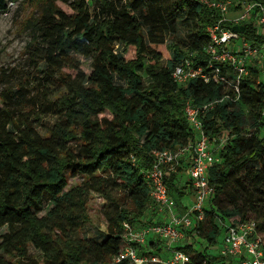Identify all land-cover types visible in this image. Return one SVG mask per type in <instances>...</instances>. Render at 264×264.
Instances as JSON below:
<instances>
[{
    "label": "trees",
    "instance_id": "16d2710c",
    "mask_svg": "<svg viewBox=\"0 0 264 264\" xmlns=\"http://www.w3.org/2000/svg\"><path fill=\"white\" fill-rule=\"evenodd\" d=\"M15 1L0 0V12ZM24 1L30 4L21 23L30 35L24 55L39 88L27 94L19 82L0 91V264H96L120 249L122 222L141 218L152 201L142 172L154 161L151 151L192 139L183 101L204 105L229 91L200 77L180 86L171 76L185 57L207 69L206 28L215 15L195 0H97L94 7L88 0ZM224 26L254 44L263 40L250 23ZM178 33L170 55L166 40ZM79 56L90 59L89 73ZM250 75L237 100L216 103L202 116L219 159L208 170L213 195L196 224L199 248L176 247L189 254L188 264H224L213 248L222 230L218 219H252L240 206L214 207L241 170L249 193L263 202L255 221L264 236V81L256 82L255 68ZM50 115L55 120L43 133L40 120ZM251 160L261 168H246ZM76 175L84 181L65 190ZM179 175L167 173L165 182L181 198L191 186L177 189ZM90 191L105 199L107 235L100 242L77 236ZM29 245L39 258L28 254Z\"/></svg>",
    "mask_w": 264,
    "mask_h": 264
},
{
    "label": "built area",
    "instance_id": "2783aa9c",
    "mask_svg": "<svg viewBox=\"0 0 264 264\" xmlns=\"http://www.w3.org/2000/svg\"><path fill=\"white\" fill-rule=\"evenodd\" d=\"M195 1L215 15V22L206 28L209 42L204 50L209 54L210 60L207 69L203 70L200 66L194 67L192 60L185 57L172 70V79L184 86L190 79L200 77L205 82L221 83L229 91L220 99L204 105L193 104L188 99L183 101L182 111L193 134L192 139L174 148L152 150L154 161L142 171L152 200L148 207H155L158 212H162L165 220L158 222L152 216L141 226L124 220L121 225L120 249L96 264H119L125 260L130 264H147L148 261L155 264H188L189 254L176 247L169 249V256L164 260L153 257L148 260L145 253L150 250V242L155 240L169 243L183 240L188 231L194 239L198 238L196 224L204 220L213 195L208 170L219 159L213 143L204 131L202 116L216 103L237 100L240 83L249 76L253 67L263 74L257 83L264 81V69L261 70L264 67V3L257 0ZM225 22L233 26L250 23L263 40L254 44L238 31L224 26ZM193 54L194 52L187 51L188 56ZM179 167L187 175L192 190V203L182 213L178 211L165 182V175L177 172ZM218 221L224 237L215 250L219 256L226 258L224 264L230 263L228 260L234 264H264V236L258 231L254 219L230 217L225 221ZM186 242L199 248L197 240ZM78 264L93 263L82 261Z\"/></svg>",
    "mask_w": 264,
    "mask_h": 264
},
{
    "label": "rangeland",
    "instance_id": "374dc122",
    "mask_svg": "<svg viewBox=\"0 0 264 264\" xmlns=\"http://www.w3.org/2000/svg\"><path fill=\"white\" fill-rule=\"evenodd\" d=\"M88 2L90 3L91 7H94L97 0H88ZM29 12L30 4L28 1L24 0L8 2L7 11L0 12V91L4 90L7 87H10L11 85L18 84L19 82L23 83L25 93L27 94H32L39 88V79L33 77V74H36L37 72L34 68L31 67L30 64H28V61L26 60L24 55V48L30 38V35L27 30L22 29L21 23L26 18V16H28ZM231 14H233V12H231ZM180 31L182 33V31H184L183 28H181ZM181 33L167 38L166 45L169 49L170 55L173 49L172 45L174 44L175 40H178L180 38ZM79 59L82 62L84 71L89 73L91 70L89 66L90 59L82 56H79ZM256 66L259 67V65ZM263 69L264 67H262L261 70ZM262 75L263 74L258 71V77L255 78L256 82L258 81V79H262ZM115 81L118 83H122V81L117 78H115ZM2 105L3 101L0 99V107ZM54 120L55 118L51 115L40 120V131L45 133V127L50 126L54 122ZM246 129V132L254 131V128L252 126H246ZM260 133H264V124L260 129ZM225 139L226 137L223 134L222 136H220L219 142L221 141L223 144V142H225ZM245 167L260 169L261 163L258 160H251L246 163ZM183 180L184 176L180 174L178 176V185H181L183 183ZM235 180V188H231L230 186L225 187L224 192L219 196L214 204L215 209L216 207L232 208L234 206H240L245 211L246 217L257 220L258 216L263 210V202L259 201V197L255 193H249L250 188H248L243 170L237 173ZM83 181L84 177L82 175L69 177L68 184L65 190H68L70 187L77 184H81ZM176 188L178 189L179 187L176 186ZM170 194L179 201L178 196L173 188L170 189ZM190 199V196L184 198L185 201H188ZM104 205L105 199L101 194L93 191L89 192L88 202L86 205L87 220L84 223L83 228L79 232H77V236L86 238L91 242H100L105 239L107 235V224L103 215ZM131 214L134 215L133 213ZM142 219L143 218L135 217L133 223L141 226L147 222V220ZM156 219L157 218L155 217V220ZM201 232H203V230ZM223 237L224 232L223 230H221V235L218 238L219 242L215 244V246L213 247L214 249L219 248L222 243ZM199 238L204 244H206V238L204 234L201 233ZM190 240L193 241L195 239L189 232H186V236L183 240H177L171 243L167 241L165 242L155 240L152 241L153 243L150 246V250L148 249L145 255L147 256L148 260H150V258L152 257L164 260L169 256V249L175 248L182 242H189ZM28 254L34 258L40 257L39 251L31 245L28 246ZM147 264H155V262L148 261Z\"/></svg>",
    "mask_w": 264,
    "mask_h": 264
},
{
    "label": "crops",
    "instance_id": "0c3cea01",
    "mask_svg": "<svg viewBox=\"0 0 264 264\" xmlns=\"http://www.w3.org/2000/svg\"><path fill=\"white\" fill-rule=\"evenodd\" d=\"M177 172L179 174H182L184 176L183 183L181 185H178V183H177V186L179 187V189H181V187L183 185H185L189 180H188V177L185 174V172L183 173V170L177 171ZM187 196H190L191 199L188 200V201H185L184 198L187 197ZM174 199H175V202H176V206H177L178 211L181 212V213L184 212L185 208L189 207L191 205V203H192V190H191V188H189V190L188 189L186 190L185 196H183L181 198H178L179 201L176 200V198H174ZM161 214H162V212H158V210L155 207H147L146 210H145V212L143 213V216L141 218L147 220L150 217L152 218V216H154V217L157 218V221L158 222H162V221L165 220V216H164V214L163 215H161ZM150 246H151V244H149L148 248H150ZM228 261H230V263L228 262V264H234V263L231 262V260H228Z\"/></svg>",
    "mask_w": 264,
    "mask_h": 264
}]
</instances>
